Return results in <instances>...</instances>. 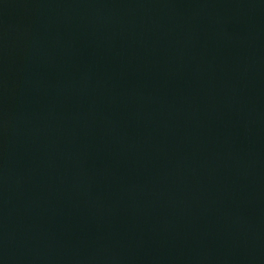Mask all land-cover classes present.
Here are the masks:
<instances>
[{
    "label": "water",
    "instance_id": "1",
    "mask_svg": "<svg viewBox=\"0 0 264 264\" xmlns=\"http://www.w3.org/2000/svg\"><path fill=\"white\" fill-rule=\"evenodd\" d=\"M0 264H264V0H0Z\"/></svg>",
    "mask_w": 264,
    "mask_h": 264
}]
</instances>
